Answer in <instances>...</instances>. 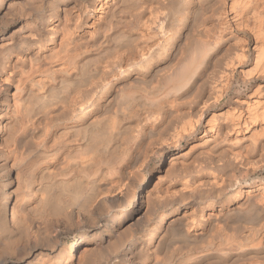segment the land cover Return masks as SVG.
<instances>
[{"label": "bare ground", "instance_id": "obj_1", "mask_svg": "<svg viewBox=\"0 0 264 264\" xmlns=\"http://www.w3.org/2000/svg\"><path fill=\"white\" fill-rule=\"evenodd\" d=\"M242 144L264 0H0V264H264Z\"/></svg>", "mask_w": 264, "mask_h": 264}, {"label": "rangeland", "instance_id": "obj_2", "mask_svg": "<svg viewBox=\"0 0 264 264\" xmlns=\"http://www.w3.org/2000/svg\"><path fill=\"white\" fill-rule=\"evenodd\" d=\"M252 54V53H251ZM238 80V81H237ZM236 80V82L234 83L235 84V88L234 89H232L231 90V94L233 95L237 90H251L252 89V85H253V83L251 84V85H248L247 87H246V85H244L243 86V83H242V81L241 80H239V79H237ZM241 83V84H240ZM238 84V85H237ZM247 89H246V88ZM234 90H236L235 92H234ZM227 98L223 101V104H225L226 102H227ZM200 130V129H199ZM245 144H242V145H240V146H236V147H231V146H226V147H223L221 150L222 151H220L219 150V152H216V153H219V154H216L217 156H220V152H223V149L225 150L224 152V158L223 157H216L215 156V153H212V154H214V156L212 155L211 157H214L215 158V160L216 161H220L222 158H223V161H224V163L226 162V159H227V162L226 163H238V164H236V167L232 170V171H230L229 173H228V175L232 178V176L234 177L233 179H235V176L238 178V181H240V183H239V185H243V184H245V182L246 183H251V182H253V180H260V179H262V178H264V155H259L260 153H258V154H256V152L255 151H253V150H250V151H252L253 152V154H251V152L248 150V151H246L245 152V150L246 149H244V147L245 146H247V144L244 146ZM244 146V147H243ZM243 147V148H242ZM237 150H236V149ZM233 151H231V150ZM228 150H230V152H228ZM239 150V152H240V154H246V156H247V152H249L250 154H248V157L246 158L247 159V161L248 162H246L245 163V161L244 160H246L245 159V157L246 156H244V159L243 160H239V161H237V160H234V159H231V158H229L230 156L229 155H231V153H237V151ZM242 150V151H241ZM227 152V153H226ZM242 152V153H241ZM244 152V153H243ZM255 152V153H254ZM225 155L227 156L226 158H225ZM233 156V155H232ZM258 157H259V159H258ZM213 158V159H214ZM218 159V160H217ZM228 159H231V160H228ZM252 159V160H251ZM254 159V160H253ZM261 159H262V161H261ZM255 160H257L256 161V163H255ZM222 161V160H221ZM220 161V162H221ZM222 161V162H223ZM240 161H242V162H240ZM251 161V162H250ZM252 161L255 163V165L252 163ZM239 162H240V165H239ZM244 162V163H243ZM263 162V163H262ZM259 165H258V164ZM244 164H246V165H244ZM249 164H250V166H249ZM155 165H156V163H151V168H153V167H155ZM254 165V166H253ZM257 165V166H256ZM244 166H248L247 168H244ZM255 167H257V169L255 168ZM249 168H251V169H249ZM262 168V169H261ZM238 169V170H237ZM248 169V170H247ZM210 172H212V170H209ZM207 172L208 174L210 173V172ZM237 171H239V173L237 172ZM254 171V172H253ZM259 171V172H258ZM234 172H235V174H234ZM237 172V173H236ZM242 172H244V173H242ZM206 173V172H205ZM240 175V176H239ZM250 177H249V176ZM245 177H246V179H245ZM247 177H249V178H247ZM260 177H262V178H260ZM241 178H243V179H241ZM141 181H142V183H144V184H148V182H149V173H148V171L147 172H145L142 176H141ZM236 180V179H235ZM238 185V186H239ZM236 190V187H235V189L233 188V190H230L231 192L232 191H235ZM73 222H77V219H74L73 220ZM64 238L65 239H68V241H69V243H71V242H74L75 241V237H74V235L73 234H71V235H69L68 237L67 236H64ZM42 251V252H41ZM41 251H39V252H41V253H43V250H41ZM39 252H37V253H39ZM36 253V254H37ZM45 253V252H44ZM35 254V255H36ZM64 254V253H63ZM35 255L33 256V257H35ZM33 257H32V259H33ZM32 259H30V262L31 263H33L31 260ZM29 262V261H28ZM27 262V263H28Z\"/></svg>", "mask_w": 264, "mask_h": 264}]
</instances>
